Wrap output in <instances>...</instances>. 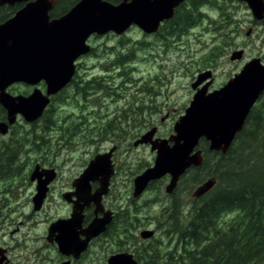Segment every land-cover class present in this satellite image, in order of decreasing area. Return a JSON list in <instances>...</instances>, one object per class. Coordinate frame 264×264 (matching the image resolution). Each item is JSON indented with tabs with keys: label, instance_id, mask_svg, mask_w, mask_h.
I'll list each match as a JSON object with an SVG mask.
<instances>
[{
	"label": "rangeland",
	"instance_id": "obj_1",
	"mask_svg": "<svg viewBox=\"0 0 264 264\" xmlns=\"http://www.w3.org/2000/svg\"><path fill=\"white\" fill-rule=\"evenodd\" d=\"M231 10L232 13L227 12L231 18L229 21L225 17L224 10L219 12L210 9L209 15L211 19L216 20L215 23L199 24L198 22L182 38L180 36L170 38L164 44L165 54L161 59L154 61L147 51L150 42L134 26L119 36L92 38L87 42L94 51L80 61L79 76L89 80L99 77L96 76L97 74L100 77L104 75L105 81L111 85L113 91L105 92L106 95L93 94L86 100L76 95L69 98L72 92L65 91L62 97L67 98H63V103L55 101L50 115L38 121L39 125L35 127L36 136L32 138L31 143L25 144L22 140L26 136L23 134L24 130L31 132V129L28 125L18 123L19 132L14 131L17 137L15 141L17 148L12 147L11 150L10 147L6 157L3 156L4 168L10 172H3L0 168V176L4 175L17 182L16 186L10 190L11 196L14 197L10 208H17L18 202L26 205L29 201L32 188L28 182L21 186L25 179L23 170L29 169L35 163H45L47 168L54 167L58 171V178L53 182L54 189L48 197L45 208L35 216L37 223H31L25 227L31 228V237L38 236V242L41 243L42 235L49 222L68 213V209L60 199V192L70 188L71 181L83 173L88 161L96 154H104L114 148L112 158L115 160L116 174L111 178L105 203L108 206H119L120 210L124 209L122 208L124 205H129V220L133 225L136 223L132 232L137 238L143 230L151 229L154 230L156 239L164 238L167 231V218L164 216L169 208H172L171 212L177 211V189L172 197H168L164 188L168 184L169 177L165 176L164 181L154 182L139 196L133 197L135 177L153 166L155 159V153L150 150L149 145L134 146V142L152 129H155L153 138L168 139L174 134V123L184 114L193 98L191 83L195 81L199 69L207 67L210 63L214 65L216 81L213 88H217L242 69L243 62L229 61L231 53L237 47L245 48L246 60L257 57L258 52L264 48V32H260L251 25L250 17L246 20L245 13L235 3L231 6ZM220 26L223 28L218 29ZM214 27L218 30H213ZM249 28L252 30L247 35ZM170 31L168 28L164 29L163 33L156 35L153 41L158 43L160 39L168 38L170 34L176 35ZM111 48L116 49L115 55L117 52L133 53L134 59L130 61L133 64L128 66L126 63L120 69L110 66L115 58L114 55L112 56ZM120 72L127 74L121 77ZM157 76L162 80L155 78ZM22 89L27 91L25 87ZM76 104L79 105L75 106ZM139 104L143 106V114L135 113L134 115L132 110ZM254 107L258 113H261L264 110L263 99ZM78 110L84 111V118H87L85 121L78 120V116L82 114H79ZM103 114L107 116L104 117ZM51 119L59 125L57 130L61 129L60 131L47 130V125L52 124ZM109 119H113L114 122L109 128L113 126L116 133L113 137L109 135L106 141L98 140L101 137L95 136L94 130L87 131L85 127L86 122H89L90 128L94 127L95 122L106 125L105 122ZM74 122L79 125L74 130L77 132L67 137ZM67 125L71 126L65 128ZM121 125L125 129L121 128ZM21 127H23L22 130ZM49 136H53V139L49 140ZM199 149L202 150L201 144ZM190 169L187 170L189 174L186 173L179 181V202L183 204H189L192 198H195L193 194L196 188L212 177L210 171L206 172L207 168L197 173H194L196 169ZM18 178H20L19 181ZM0 186L2 187L3 184ZM2 197L1 205L4 203ZM30 210L27 206L22 208L25 215ZM22 221L25 222V220ZM122 227L124 228V225ZM164 240H167V237ZM23 242L30 243L28 240ZM31 243L34 244L33 241ZM105 243L103 242L104 245ZM51 253L52 251L45 258L54 256V254L49 256ZM104 253L105 247L102 251L96 249L95 253H90L89 264H100L104 259ZM15 254L18 252L16 251ZM28 254L25 252V256H21L20 259L23 260ZM21 264H30V262Z\"/></svg>",
	"mask_w": 264,
	"mask_h": 264
},
{
	"label": "water",
	"instance_id": "obj_2",
	"mask_svg": "<svg viewBox=\"0 0 264 264\" xmlns=\"http://www.w3.org/2000/svg\"><path fill=\"white\" fill-rule=\"evenodd\" d=\"M22 1L27 0H0V4ZM182 1L120 0L112 4L107 0H79L65 15L51 21L48 12L53 1L34 0L28 3L0 25V105L7 112V122H0V134H6L17 114L26 122H33L42 116L50 102L49 97L71 81L75 73V60L90 51L86 43L89 36L109 32L121 35L131 26L144 34H152L163 21L172 18L175 8ZM246 1L257 17V0ZM240 57L241 51L234 52L230 60H239ZM206 76H199L192 88L195 89ZM40 81L46 85L45 95L34 90L26 97H13L5 91L13 83L35 85ZM263 91L264 66L258 59H253L222 88L208 94L205 88L198 90L184 114L174 123V134L168 139H154L155 129L142 135L134 146L149 145L150 150L155 152V159L153 166L135 177L133 197L139 196L151 181L166 175L169 181L165 192H173L187 170L201 166V140L208 143L209 151L225 154L236 135L242 131L250 110ZM113 151L114 148L107 153L97 154L89 161L83 173L73 181L74 191L63 196L72 203L70 218L57 220L48 229V240L54 238L59 252L66 256L78 258L87 249L90 240L102 233L111 220V214L103 212L101 200L107 195L114 174L111 163ZM37 172L38 168L35 167L31 175L32 180L38 178L33 198L35 210L40 208L47 185L55 175L50 169L45 172V180H41ZM91 182L98 183L94 192L91 191ZM214 184V179L203 182L194 191V197L203 196ZM72 197L76 199L72 200ZM90 204L94 205L95 217L86 228L81 229L83 208ZM99 212L103 214L98 218ZM152 234V231L144 230L140 237L146 240ZM106 264L138 262L131 255L123 253L109 257Z\"/></svg>",
	"mask_w": 264,
	"mask_h": 264
},
{
	"label": "trees",
	"instance_id": "obj_3",
	"mask_svg": "<svg viewBox=\"0 0 264 264\" xmlns=\"http://www.w3.org/2000/svg\"><path fill=\"white\" fill-rule=\"evenodd\" d=\"M107 1L112 4L120 2ZM77 2L71 0L73 5ZM198 20V17L187 13L179 14L177 8L173 18L161 26L159 33L168 28L176 34L172 36L169 33L168 40L179 37L196 25ZM110 50L115 57L110 66L117 69L126 63L129 66L134 59L131 52H117L115 55L116 49ZM78 70L68 89L54 97L45 116L50 115L55 101L63 103V98H67L62 97L65 91L72 92L69 98L76 95L83 100L93 94L106 95L105 92L113 91L103 77L86 80L79 76ZM123 74L127 73L120 72L119 76ZM254 110L255 107L249 112L242 131L236 135L225 154L209 151L208 143L204 140L200 142L203 162L201 166L191 169H196L194 173H197L207 168L206 172H211L215 184L203 196L192 198L189 204L179 202V220L177 211L171 212L172 208L168 209L164 216L167 218V231L164 235L167 240L154 237L137 247L134 254L139 264H264V110L261 113ZM132 112L134 115L143 114V106L136 105ZM78 113H82L78 120L87 119L84 118L83 110H78ZM51 123L47 125V130L54 132L59 125L54 119H51ZM105 123L95 122L94 127L90 128L89 122H86L85 127L87 131L94 130L95 136L106 141L109 135H115L116 130L113 126L109 128L114 123L113 119ZM78 126L74 122L66 136L71 137L77 132L74 130ZM121 128L125 129L122 125ZM124 219L133 224L128 216H121V220Z\"/></svg>",
	"mask_w": 264,
	"mask_h": 264
},
{
	"label": "flooded vegetation",
	"instance_id": "obj_4",
	"mask_svg": "<svg viewBox=\"0 0 264 264\" xmlns=\"http://www.w3.org/2000/svg\"><path fill=\"white\" fill-rule=\"evenodd\" d=\"M33 1L34 0H27V1H22V2L0 4V25L7 22L8 20H10L17 12L22 10L28 3L33 2ZM49 1H53L51 9L48 12L49 21L62 17L74 6L71 3V0H49ZM257 2H258V7H259L258 8L259 10L256 14L257 17H255L253 15V12H252V10H251V8H250V6L246 0H183L175 8L174 15L176 13V9L179 8V14H181V15H183L184 13L185 14L187 13V14L192 15L193 17H195V16L198 17L199 18V20H198L199 24L203 23V22L204 23H206V22L207 23H209V22L215 23L216 20L211 19L209 13L212 10L219 11V12L224 10L226 12L225 17L228 18L227 20H229V19L231 20V18L229 17V14L232 13L231 6L235 3L245 13L244 17L246 18V20L250 17L251 19L249 18V21H250L251 25H253L260 32H264V0H257ZM214 5H216V6H214ZM210 9H211V11H210ZM173 16H172V18H173ZM172 18H170L169 20H171ZM169 20L163 21L159 25L157 31L152 33V34H144L139 29L141 31V33L143 34V36L146 37L147 40L150 42V44H148L149 49L147 51H148L149 57L153 58V61L157 60V59H161L163 54H165V47H164L165 45L164 44L167 43L168 39L167 38L160 39L158 43H156L157 41L156 42L153 41V39H156L158 34H161V33H159L161 26L164 25L165 22H168ZM222 28L223 27L220 26L218 29H222ZM218 29H216L215 27L213 28V30H216V31ZM251 30L252 29L249 28L247 33L250 34ZM187 31H186V33H187ZM185 34H180L179 35L180 38L185 36ZM114 35L115 34L112 32H109V33L104 34V35L92 34L87 39V42L90 41L92 38H100V37L106 38V37H110V36H114ZM117 36H119V35H117ZM87 45H88V43H87ZM93 51H94V49L90 46V51L87 54L81 55L75 60V62H74L75 72L80 67V61L84 57H86L87 55H89V54L91 55L93 53ZM238 51H241L240 59L232 61L229 58V61H231V62H235V61L243 62L242 63V68H243V66L246 63H248L249 61H251L253 59H258L259 63L262 66H264V48H262V50L260 52H258L259 54L257 57L250 58L249 60H246V50L244 47H242V46L237 47L236 50L233 51L232 53L238 52ZM232 53H231V55H232ZM231 55H230V57H231ZM131 63L133 64V62H130L129 66H131ZM238 73H236V74H238ZM202 74L207 75L206 78L203 79V81H201L200 84H198L195 89H193L192 84L195 81H197L198 77L201 76ZM236 74H234V75H236ZM234 75L232 77H230L225 83L219 85L217 88H213L214 82L216 81L215 80L216 79V73L214 72V65H212L210 63L207 67H205L203 69H199L197 71L196 76H195L196 79L193 83H191V89L193 90V93L195 94L198 90H202L205 88L206 94H208V93H211L213 91H216V90L222 88L230 79H232L234 77ZM96 76H99V78H100L99 74H97ZM103 76L104 75H102L101 77H103ZM155 78H159L160 80H162V78L158 77V76ZM103 79H105V77H103ZM70 82L63 89H61L56 94L49 97L50 102L47 105V107L44 109L43 114L40 118H38L37 120H35L33 122H26L21 115L17 114L15 117V122L12 125L8 126L6 134H0V168L3 172H10L9 170H6L4 168L3 156L6 157V153L9 151L10 147H11V150H12V147L17 148V146L15 144V141L17 140L15 132L16 131L19 132V128H17L18 127L17 125H19L18 123L20 122V124L23 123L24 125H28L29 129H31V132H28V130H24L23 134L26 136H24V138H22V140L25 144L31 143L32 138L34 136H36V128L35 127L37 125H39L38 121L46 115V110L49 108L54 97L57 94H60V92L62 90L68 89ZM22 87L27 88V91L23 90ZM34 90H39L42 94L45 95L46 94L45 83L43 81H40L35 85H27L26 83L18 82V83H13L10 86H8L5 91H6V93H8L9 95H11L13 97H16V96L26 97V96L30 95ZM262 99L264 101V91L259 96V98H258L257 102L254 104V106H257L262 101ZM254 106H253V108H254ZM0 122H5V123L7 122V112L1 105H0ZM22 128L23 127H21L20 129L22 130ZM57 131H60V129H58V130L56 129L55 132H57ZM14 135H15V137H14ZM29 135H31V137H29ZM3 137H6V138H3ZM48 139L52 140L53 136H49ZM154 139H167V138L154 137ZM62 140H65V139H62ZM98 140L102 141L101 139H98ZM27 151L31 152L30 149H27ZM19 158H20V156H19ZM89 161H88V163H89ZM111 163H112L113 169H114V174H113V176H114L116 174V164H115L114 158H112V157H111ZM35 167L38 168L37 174H38V176L40 175L41 180H45V178H46L45 172L46 171L51 169L55 173L53 180L51 182H49V184L47 185V192L45 194V198L43 199V202H42V204L38 210L34 209V204H33V198H34L36 191H37L36 187H37V183H38V178H36L34 180L31 179V175L34 172ZM55 170L56 169L54 167L47 168L45 166V163H40V164L35 163L32 167H29V169L23 170V173H24L23 178H25L27 180L25 181V179H24L22 181L21 186H23L24 183L28 182V185L30 186V188H32V190H31V194L29 196V201L26 203V205H25V203L22 204L21 202H18V203H16L17 208L16 207L10 208L11 202L14 201V200H12L14 197L11 196L10 190L16 186L17 182L15 180H10L9 178L5 177L4 175L0 176V184H3L2 187L0 186V198L3 196L2 201L4 202L2 205L0 204V235H2L0 237V239H2L0 241V260H1L0 264H21L22 262H30V264H62L65 262H68L69 264H79V263L80 264H87V263L89 264V254L90 253L92 254V252L95 253L96 249L102 251L104 247H105L104 259L102 260V262L100 264H106L107 259L109 257L116 255V254H123V253L131 255L133 257V259L135 261H137L135 254H134L135 249L137 247L141 246L143 242H146V240L154 238L155 232L153 229L148 230V231H152L153 234L150 238L146 239L145 241H144V239H142L140 237V234L138 236L139 238H137L135 236V233L132 232V231H134V225L127 222L126 219L121 220V216L125 215V216L130 217L129 205H124L122 207L124 209H121V210L119 209L120 208L119 206H117V207H114L113 205L108 206L105 203V198H107L106 195L102 197L101 204H102L103 212H109L111 214V220H110L109 224H107V226L105 227V230L102 233H100L98 236H96L90 240V242L88 243L87 249L84 252H82L78 256V258H74L71 255L66 256V255L60 253L58 250L57 244L54 241V238H51L52 240L50 239V241L48 240V229H49L50 225H52L54 222H56L57 220H60V219H63V220L69 219L71 214H72V203L67 202L63 196L66 194H70L74 191V188L72 187V183L75 179L73 181H71L70 188L68 190L60 192V199H62V201H63L62 203L65 204L66 208L68 209V213L62 217H56V219H53L52 221L49 222V224L47 225L46 230L44 232V235H42L41 243L38 242V239H39L38 236L35 238L30 236V234H31L30 229L31 228H25V227H27L28 225H31V223L36 224L37 222L35 221V216L37 214H39V212H41L45 208L48 197L50 196L51 191H53V189H54L53 182L58 178V171L57 170L55 171ZM166 176H168V175H166ZM19 180H20V178H18V181ZM164 180H165V176L159 180L151 181L148 184V186H150L154 182H161ZM90 186H91V191L94 192V190L98 187V183L97 182H91ZM176 189H177L176 193L178 194V197L176 199V208H177V215H178V220H179V180H178L177 185H176L173 192H171L169 194L166 192L165 193L168 195V197H172L175 194ZM164 191H165V188H164ZM71 199L75 200L76 198L72 197ZM25 206H27L29 209H31L30 212L26 215L22 211V208H24ZM5 209H8V211H5ZM103 212L102 213L99 212L97 214V217L98 218L102 217ZM94 217H95L94 205L90 204L89 206L84 207L83 211H82L81 229L86 228L87 225L94 219ZM22 220H25V222H23ZM120 223H122L124 225V228L122 226H118ZM24 229H26V231H24ZM116 231L118 232V235L116 234ZM81 238L83 239V237H81ZM26 240H28L30 243L26 244L23 242ZM31 241H33L34 244H32ZM103 242H106L105 245L103 244ZM16 251L18 252V254H15ZM51 251H52V253L49 254V256L52 254H54V256L45 258L46 255L48 253H50ZM25 252H28L29 254L26 255V257L23 260H21L20 257L23 255L25 256ZM44 261H47V262H44Z\"/></svg>",
	"mask_w": 264,
	"mask_h": 264
}]
</instances>
